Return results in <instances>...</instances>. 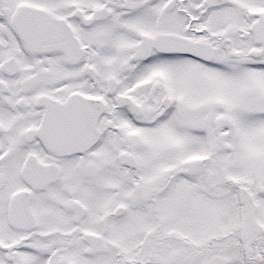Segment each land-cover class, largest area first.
<instances>
[{
	"label": "snow or ice",
	"instance_id": "1",
	"mask_svg": "<svg viewBox=\"0 0 264 264\" xmlns=\"http://www.w3.org/2000/svg\"><path fill=\"white\" fill-rule=\"evenodd\" d=\"M0 264H264V0H0Z\"/></svg>",
	"mask_w": 264,
	"mask_h": 264
}]
</instances>
